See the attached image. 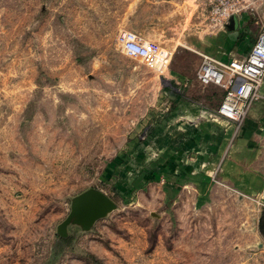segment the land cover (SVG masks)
I'll list each match as a JSON object with an SVG mask.
<instances>
[{
	"label": "rangeland",
	"instance_id": "1",
	"mask_svg": "<svg viewBox=\"0 0 264 264\" xmlns=\"http://www.w3.org/2000/svg\"><path fill=\"white\" fill-rule=\"evenodd\" d=\"M116 4L0 0V264H237L235 242L251 237L262 197L211 189L195 210L191 198L171 194L195 184L172 179L171 161L187 162L186 142H207L197 130L224 119L216 113L223 90L196 78L198 23L146 4L143 18H132L143 39L170 53L157 71L117 43ZM227 136L222 159L201 169L230 190L219 179L235 131ZM205 152L196 145L195 161ZM161 157L167 168L157 167ZM89 189L115 207L89 226L74 216L61 234ZM58 237L66 243L54 254Z\"/></svg>",
	"mask_w": 264,
	"mask_h": 264
},
{
	"label": "crops",
	"instance_id": "2",
	"mask_svg": "<svg viewBox=\"0 0 264 264\" xmlns=\"http://www.w3.org/2000/svg\"><path fill=\"white\" fill-rule=\"evenodd\" d=\"M117 2V10L110 9L109 12L118 11L122 15L123 23H120V28L132 30L142 38L144 36L143 24L140 27L130 22L132 18L137 22L143 18L145 4L149 8L151 6H155V9L160 8L161 14L167 16L168 19L175 16V20L181 18L183 21H196L198 24H196L197 30H194L193 33L196 43L194 51L222 61L243 58L255 42L260 28L264 26V0H239V12L231 15L223 29L217 28L216 30H213L212 26L207 23V10L211 0H117ZM232 18L235 19V27L230 25ZM174 79L177 82L185 83V75L176 74ZM260 96L252 103L245 119L237 129L234 128L235 124L226 119H221L219 125H209L210 127L205 126L203 129L201 125L197 133L202 131L204 140L206 138L208 140L202 143L190 138L186 142L194 153L190 152L191 156L187 158V162H182L185 167L182 168V164H179V168H176L175 161H171L170 175L172 179L190 180L195 184H187L181 190L170 192L171 194L179 192V194L191 198V206L195 210L202 209L207 205L208 201L206 200H209V193L212 195L213 190H221L223 193L227 191L231 195L234 193L240 198H243L245 194L262 197L260 204H254L255 224L250 231L251 237L244 240L242 236L235 242L234 251L237 264H264V81L260 88ZM217 99L219 104L222 97ZM183 102L190 110L201 111L198 104L185 99ZM188 129H192V127H188ZM234 131L235 140L231 145L229 156L223 161L219 175V179L228 184L230 190L214 187L210 176L201 167L212 166V164H204L206 159L213 162L222 159L229 145L227 134L230 132L233 134ZM209 133L216 134L219 140H216L214 136L210 137ZM224 137L226 139H223ZM196 145L202 150H206L205 153L198 156V158L203 156L204 159L200 158L195 161L197 158L195 157ZM201 160L202 162H200ZM165 163L168 164L165 157L156 161L158 168L164 166L167 168ZM227 192L225 193L227 194Z\"/></svg>",
	"mask_w": 264,
	"mask_h": 264
},
{
	"label": "built area",
	"instance_id": "3",
	"mask_svg": "<svg viewBox=\"0 0 264 264\" xmlns=\"http://www.w3.org/2000/svg\"><path fill=\"white\" fill-rule=\"evenodd\" d=\"M239 0H211L207 18L213 24L225 26L231 15L239 12ZM116 41L129 57L141 58L144 64L161 71L167 66L170 53L154 41L145 40L132 30L122 29ZM196 78L205 85H215L223 90L216 109L218 116L240 126L252 103L258 100L264 81V26L257 34L249 52L241 59L218 60L202 54Z\"/></svg>",
	"mask_w": 264,
	"mask_h": 264
},
{
	"label": "water",
	"instance_id": "4",
	"mask_svg": "<svg viewBox=\"0 0 264 264\" xmlns=\"http://www.w3.org/2000/svg\"><path fill=\"white\" fill-rule=\"evenodd\" d=\"M230 23L231 27H235L234 18L231 19ZM114 207V201L98 189H89L81 193L75 198L68 218L61 225V234H65V226L74 216H78L85 226H89Z\"/></svg>",
	"mask_w": 264,
	"mask_h": 264
},
{
	"label": "trees",
	"instance_id": "5",
	"mask_svg": "<svg viewBox=\"0 0 264 264\" xmlns=\"http://www.w3.org/2000/svg\"><path fill=\"white\" fill-rule=\"evenodd\" d=\"M66 243V239L63 237H58L55 242L54 246V254H58L60 250L63 248V246Z\"/></svg>",
	"mask_w": 264,
	"mask_h": 264
}]
</instances>
